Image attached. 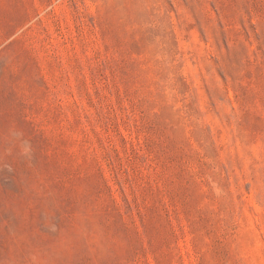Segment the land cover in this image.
I'll use <instances>...</instances> for the list:
<instances>
[{
	"label": "rangeland",
	"instance_id": "374dc122",
	"mask_svg": "<svg viewBox=\"0 0 264 264\" xmlns=\"http://www.w3.org/2000/svg\"><path fill=\"white\" fill-rule=\"evenodd\" d=\"M0 264H264V0H0Z\"/></svg>",
	"mask_w": 264,
	"mask_h": 264
}]
</instances>
